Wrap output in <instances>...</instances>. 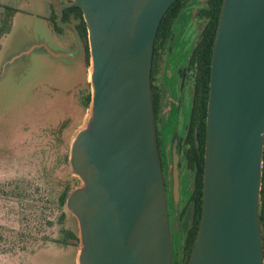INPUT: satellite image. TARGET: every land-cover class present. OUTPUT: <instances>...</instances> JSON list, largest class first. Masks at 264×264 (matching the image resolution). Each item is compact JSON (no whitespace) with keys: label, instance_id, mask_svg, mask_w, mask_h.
<instances>
[{"label":"water","instance_id":"water-1","mask_svg":"<svg viewBox=\"0 0 264 264\" xmlns=\"http://www.w3.org/2000/svg\"><path fill=\"white\" fill-rule=\"evenodd\" d=\"M175 0H71L88 47V116L68 145L79 185L63 208L78 246L74 264H173L152 113L150 69L160 20ZM60 46V45H59ZM264 141V0H221L212 40L204 120L200 216L187 264H263L259 191ZM172 157V198L177 194Z\"/></svg>","mask_w":264,"mask_h":264},{"label":"rangeland","instance_id":"rangeland-1","mask_svg":"<svg viewBox=\"0 0 264 264\" xmlns=\"http://www.w3.org/2000/svg\"><path fill=\"white\" fill-rule=\"evenodd\" d=\"M42 3L0 0L16 10L8 31L0 34V264H74L78 246L77 240L69 239L61 244L60 230L73 231L56 197L65 185L68 191L79 185L69 172L68 145L86 120L88 106H77L72 112L70 105L85 87L88 68L82 62L51 59L37 50L9 60L38 41L54 51H73L55 41L41 18ZM5 13L0 8V18ZM193 26L187 10L169 44L170 65L182 67L186 62L195 36ZM165 90L169 97L165 132L180 136L189 102L175 100L173 82L166 80ZM187 195L184 188L182 200ZM60 213L62 225L57 221Z\"/></svg>","mask_w":264,"mask_h":264},{"label":"flooded vegetation","instance_id":"flooded-vegetation-1","mask_svg":"<svg viewBox=\"0 0 264 264\" xmlns=\"http://www.w3.org/2000/svg\"><path fill=\"white\" fill-rule=\"evenodd\" d=\"M203 1L204 0H193V2L191 1L182 6L177 12L173 21L170 23L166 35L160 40L155 41L154 38L152 50L151 68L153 69V74L151 75L150 85L153 88V92L155 94L153 97V99H155V102H153L154 129L168 221L172 233L171 245L173 264H184V255L182 253L183 249L181 248V245L185 232L191 228L193 217L195 215V202L192 197L195 173L191 160L194 156L193 153L196 154V152H198L196 129L193 127L194 124H192L198 70L196 63L193 62L191 58L196 45L199 43L205 24V15L203 14L204 10L201 8L203 6ZM70 2L71 0H44V3L42 4L45 11L41 18L48 24L51 33L54 35L55 41L60 46L71 48L73 51H75L76 47L71 32L59 28L56 23V8L62 7L63 5L69 4ZM1 6L7 7L0 4V8ZM73 7L75 6H66L62 9L60 23L72 24L76 29L80 44L83 49L81 60L78 62H82L86 70L87 67L84 60V55L86 56V53H88V47L85 24L81 17V11L80 17L77 15V11L66 13L67 9ZM8 8L12 10L11 15L16 12L15 9L10 7ZM187 10H189V19L194 23L193 27L195 36L192 47L186 58V62L182 65V67L172 61V64L170 65L169 62L171 60V49H169V44L174 38L175 26L179 22V19L183 13ZM82 22L84 24L83 28ZM168 68L170 69L168 70ZM86 80L85 87L78 91L76 100H74L70 105L71 111L73 109L75 111L77 106H88L89 85ZM166 80L173 82V91L176 95V101L180 102V100L182 101L184 98H186V100L189 102L187 121L180 136L175 133L168 136L165 132V105L169 100L165 90ZM171 148H174L176 156L175 170L178 185L175 201H173L172 198ZM262 169V176L264 178V159L262 160ZM184 188H186L188 195L182 200L181 193L184 191Z\"/></svg>","mask_w":264,"mask_h":264},{"label":"trees","instance_id":"trees-1","mask_svg":"<svg viewBox=\"0 0 264 264\" xmlns=\"http://www.w3.org/2000/svg\"><path fill=\"white\" fill-rule=\"evenodd\" d=\"M193 2V0H175L169 8L164 13L160 23L158 25L155 41L162 39L169 28L170 23L175 18L179 9L189 2ZM221 0H204L203 6L201 7L203 14L205 15V24L202 31V35L200 37L199 43L196 45L193 56L191 60L197 65V80H196V94L194 99V107H193V119L192 124H194V128L196 129V141L198 145V152L196 154L193 153V158L191 160L193 164V170L195 173L194 184L192 188V197L195 202V215L193 217V222L191 228L185 232L181 248L183 249L182 253L184 255V264H187L188 257L190 255V251L192 249L193 241L196 235V230L198 226L199 216H200V204H201V187H202V165H203V147H204V120H205V109H206V99H207V89H208V75H209V62H210V54L212 47V40L215 33L217 18L220 10ZM5 14L1 15L0 18V34H4L8 31L10 27V18L12 10L8 7H2ZM77 11V15L80 17V10L76 7L70 8L66 10V13H71ZM84 24L82 22V28ZM84 60L86 63V67H88V53L86 56L84 55ZM153 74V69L150 71V81L151 75ZM151 89V103H152V113H153V121H154V111H153V102H155L153 88L150 85ZM192 127V126H191ZM264 159V142H263V150H262V160ZM263 171V169H261ZM68 193V186L65 185L60 193L56 197V203L59 208H62L64 205V200ZM259 222L261 225V229L264 230V178H261V186L259 191ZM64 220V214L60 213L58 216V224L62 225ZM60 233L63 235V239L61 240L62 245H66V239L76 241L77 238L70 230H60ZM262 246H263V264H264V234L262 235Z\"/></svg>","mask_w":264,"mask_h":264},{"label":"crops","instance_id":"crops-1","mask_svg":"<svg viewBox=\"0 0 264 264\" xmlns=\"http://www.w3.org/2000/svg\"><path fill=\"white\" fill-rule=\"evenodd\" d=\"M43 1V3H44V0H42Z\"/></svg>","mask_w":264,"mask_h":264}]
</instances>
